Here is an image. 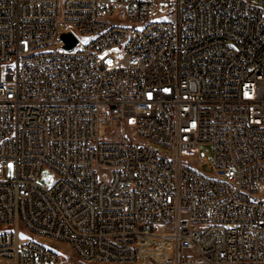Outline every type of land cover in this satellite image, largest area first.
Wrapping results in <instances>:
<instances>
[{"label": "built area", "instance_id": "1", "mask_svg": "<svg viewBox=\"0 0 264 264\" xmlns=\"http://www.w3.org/2000/svg\"><path fill=\"white\" fill-rule=\"evenodd\" d=\"M262 185L264 0H0V260L264 264Z\"/></svg>", "mask_w": 264, "mask_h": 264}, {"label": "rangeland", "instance_id": "2", "mask_svg": "<svg viewBox=\"0 0 264 264\" xmlns=\"http://www.w3.org/2000/svg\"><path fill=\"white\" fill-rule=\"evenodd\" d=\"M133 124V122H131ZM199 156L203 159H206L208 161H211L214 156V146L209 142H203L200 145L199 149ZM203 170L207 173H211L212 170L208 168V166H205ZM13 166H10L9 173L11 176H13ZM58 177L57 174L52 171L50 168H44L41 172V175L38 179V183L45 186H53L55 182L57 181ZM259 195L261 197H264V185H262L259 189ZM159 231H171V227L168 226H160ZM50 246H53V248L60 253L62 258L69 264H83L82 261L76 256V254L72 251L70 246L66 243H52L47 242ZM0 264H12L8 261H2L0 260Z\"/></svg>", "mask_w": 264, "mask_h": 264}, {"label": "water", "instance_id": "3", "mask_svg": "<svg viewBox=\"0 0 264 264\" xmlns=\"http://www.w3.org/2000/svg\"><path fill=\"white\" fill-rule=\"evenodd\" d=\"M61 39L64 42V49L71 50L78 45V40L71 33H63Z\"/></svg>", "mask_w": 264, "mask_h": 264}, {"label": "bare ground", "instance_id": "4", "mask_svg": "<svg viewBox=\"0 0 264 264\" xmlns=\"http://www.w3.org/2000/svg\"><path fill=\"white\" fill-rule=\"evenodd\" d=\"M124 264H131V262H124Z\"/></svg>", "mask_w": 264, "mask_h": 264}]
</instances>
